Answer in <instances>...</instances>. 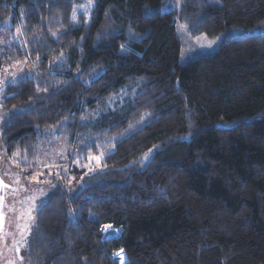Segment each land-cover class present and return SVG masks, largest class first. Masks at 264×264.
<instances>
[{"label": "trees", "instance_id": "1", "mask_svg": "<svg viewBox=\"0 0 264 264\" xmlns=\"http://www.w3.org/2000/svg\"><path fill=\"white\" fill-rule=\"evenodd\" d=\"M164 1L0 0L28 42L4 59L38 67L0 92V155L59 129L105 157L41 199L22 264H264V0ZM179 17L218 50L181 64Z\"/></svg>", "mask_w": 264, "mask_h": 264}, {"label": "rangeland", "instance_id": "2", "mask_svg": "<svg viewBox=\"0 0 264 264\" xmlns=\"http://www.w3.org/2000/svg\"><path fill=\"white\" fill-rule=\"evenodd\" d=\"M92 9L93 2H85L82 7L75 8L73 19L75 20L79 14H83L85 19L90 18ZM182 9L183 0H165L162 11L180 14ZM177 33L182 43L181 64L203 55L214 54L225 39V34L216 37L204 34L194 36L189 26L181 22L180 17L177 22ZM26 38L21 28L14 27L11 19L0 28V59L4 63L0 70V92L25 76L34 75L38 68L31 57L22 63H16L10 58L4 59L5 51L2 46L21 42L22 47L26 49L28 48V42L24 43ZM113 103L111 102V107ZM5 114L6 111L0 106V123ZM98 116L86 113L82 116V121L95 122ZM83 148L86 146L71 144L64 131L53 129L42 134V143L38 147L34 167L22 168L18 157L6 159L0 155V264H22V254L35 223L36 211L41 199L49 190L62 183L60 181L68 180L67 184L74 183L76 171L90 174L103 168L104 153L89 154L91 150L85 151L86 161L81 162L80 153ZM86 153L89 154L88 157ZM69 188L71 193L77 190L75 185ZM101 231L105 238H110V233L117 235L120 232L111 225L102 226ZM115 258L122 262L123 252L117 253Z\"/></svg>", "mask_w": 264, "mask_h": 264}]
</instances>
